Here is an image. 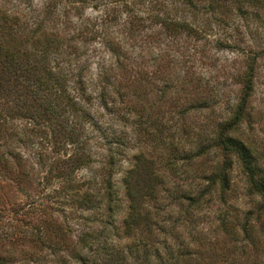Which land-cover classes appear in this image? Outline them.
Segmentation results:
<instances>
[{
	"label": "rangeland",
	"instance_id": "rangeland-1",
	"mask_svg": "<svg viewBox=\"0 0 264 264\" xmlns=\"http://www.w3.org/2000/svg\"><path fill=\"white\" fill-rule=\"evenodd\" d=\"M28 1L40 11L45 0ZM101 3L96 9L84 8L81 16L74 10L69 13L76 27L89 21L82 26L87 40L78 41V53H83L80 62L86 60L82 75L89 98L84 106L92 119L83 123L82 137L90 160L73 172L67 187L58 176L70 170L66 162L75 155L72 146L54 142L45 127L29 120L8 124L13 137L3 149L10 168H0V264H78L70 248L81 250L80 239L88 235L98 239H88L99 255H92L90 264L102 263L103 245L126 253L130 238L123 234L128 210L124 177L140 155L165 174L166 189L179 185L183 190L205 186L196 175L210 172L218 159L231 160L225 202L211 199L187 218L176 207L169 208L164 189L155 204L163 211L161 217L179 213L195 239L190 246H203L209 264H264V208L258 196L247 192L236 158L211 147L198 156L218 124L232 116L241 97L245 53L256 52L253 91L231 134L249 149L258 177L264 180V13L258 19L256 10L248 8L246 15L232 14L219 22L209 12L195 18L174 0ZM124 4L136 10L132 18ZM157 15L184 19L198 33L173 34L155 23ZM218 42L232 47L222 48ZM102 87L106 107L97 98ZM109 158L113 166H107ZM106 171L113 173L111 182L121 201L109 224L102 209L78 203L86 188L97 192ZM181 231L189 241L188 233Z\"/></svg>",
	"mask_w": 264,
	"mask_h": 264
},
{
	"label": "trees",
	"instance_id": "trees-1",
	"mask_svg": "<svg viewBox=\"0 0 264 264\" xmlns=\"http://www.w3.org/2000/svg\"><path fill=\"white\" fill-rule=\"evenodd\" d=\"M174 1H180L195 18L198 14L209 12L219 22L232 14L246 15L248 8L256 10L258 19L261 18V12L264 13V0ZM19 2L0 0V168H10L3 155L8 154L3 149L13 137L8 131V124L16 119L29 120L45 127L54 142L72 146V154L75 155L70 156V162H66V165L70 164V170L58 176L63 177L69 187L73 172L90 160V152L82 134L83 123L92 119L84 106L89 98L82 75L86 60L80 62L83 53H78V41L87 40L82 26L85 22L89 24V21L85 20L76 27L69 13L74 10L75 14L81 16L84 8H99L102 0H45L40 11L32 7L28 0ZM24 2L28 7H21ZM58 6H62L61 11ZM124 7L128 8L132 18L136 10L128 4H124ZM155 18L156 24L173 34L198 33L184 19L170 18L168 15H157ZM218 45L222 48L232 47L229 43L218 42ZM241 52L245 53V50ZM245 56L247 67L242 76L240 100L232 116L218 124L208 144L199 148L198 156L207 154L209 147L214 151L217 149L222 156L230 153L234 155L245 176L247 192L258 196L264 208V180L258 177V168L249 149L231 134L242 120L253 91L257 53L246 51ZM118 58L121 59V56ZM120 66H124L122 59ZM106 93L102 87L97 94L103 107H106ZM115 93L119 99H123L122 93ZM179 159L186 161L188 158L181 156ZM114 163L109 158L106 164L113 166ZM168 165L169 170L173 171L172 175H177L171 164ZM231 168V160L223 157L216 161L210 172L203 171L196 175V179L204 181L205 186H198L195 190L190 186L183 190L179 185L166 189L163 186L165 174L155 171L151 163L140 155L124 177L128 210L123 220V234L130 238L126 245L127 252L118 254L103 245L102 253L99 251L103 257L102 263L93 261L91 264H209L205 260V255L209 253L203 246H190L194 245L191 241L194 243L195 239L185 226L187 222L180 220L178 212L183 211L182 217L187 218L190 211L202 207L211 199L225 202L230 190ZM105 177L104 184L97 192L91 188L80 192L78 203L90 210L102 209L104 220L109 224L115 219L121 201L111 182L113 173L106 171ZM162 190L170 201L169 208L178 209L177 215L172 213L173 210L164 209V212L172 213L175 216L173 218L170 215L161 217L163 211L155 204ZM181 229L188 233L189 241H185ZM88 239L98 240L91 235L84 236L80 239L81 250L70 248L78 264H90V258L98 250H92L93 242ZM66 247L69 248L68 245Z\"/></svg>",
	"mask_w": 264,
	"mask_h": 264
}]
</instances>
